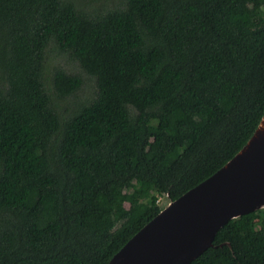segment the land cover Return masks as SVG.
Listing matches in <instances>:
<instances>
[{"label": "trees", "instance_id": "1", "mask_svg": "<svg viewBox=\"0 0 264 264\" xmlns=\"http://www.w3.org/2000/svg\"><path fill=\"white\" fill-rule=\"evenodd\" d=\"M82 1L0 0V264H109L264 116V0ZM192 264H264V209Z\"/></svg>", "mask_w": 264, "mask_h": 264}, {"label": "water", "instance_id": "2", "mask_svg": "<svg viewBox=\"0 0 264 264\" xmlns=\"http://www.w3.org/2000/svg\"><path fill=\"white\" fill-rule=\"evenodd\" d=\"M264 209V116L246 146L222 169L138 232L109 264H192L231 220Z\"/></svg>", "mask_w": 264, "mask_h": 264}, {"label": "rangeland", "instance_id": "3", "mask_svg": "<svg viewBox=\"0 0 264 264\" xmlns=\"http://www.w3.org/2000/svg\"><path fill=\"white\" fill-rule=\"evenodd\" d=\"M84 1V0H83ZM82 1V2H83ZM86 3H90V0H86ZM89 5H91V4H89ZM59 62H64L62 59H60L59 60ZM64 64H66L67 66H68V64L67 63H65L64 62ZM70 65H71V67H69V68H72V69H74V67H75V69H77L76 67L77 66H74V65H72L71 63H70ZM88 93H89V91H88ZM169 199L166 197V196H163L162 198H161V206H162V208H166L167 206H168V204H169ZM127 207H128V205H127Z\"/></svg>", "mask_w": 264, "mask_h": 264}]
</instances>
